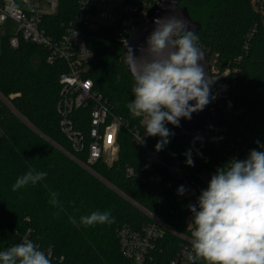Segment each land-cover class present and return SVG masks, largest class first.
<instances>
[{"label": "trees", "instance_id": "trees-1", "mask_svg": "<svg viewBox=\"0 0 264 264\" xmlns=\"http://www.w3.org/2000/svg\"><path fill=\"white\" fill-rule=\"evenodd\" d=\"M137 7L130 15L140 22L156 0H123ZM20 3V0H17ZM190 16L201 23L196 29L198 46L222 62L228 73V99H221L213 129L201 143L184 144L181 131L174 133L159 151L165 158L185 157L191 149V171L217 170L232 158L245 159L251 149L264 150V2L260 0H182ZM78 0H60L54 14L42 21L48 34L59 36L62 23L76 14ZM117 24H102L87 30L95 56L88 76L94 88L131 125H144L128 104L134 99V81L124 64L123 44L116 39ZM19 34V44L10 39ZM44 44L24 39L19 32L4 34L0 49V251L31 240L45 252L51 264H130L121 251L118 229L140 230L148 222L141 207L159 212L178 231L186 232L189 200L178 194L181 181L163 172L158 184L143 180V151L130 132L119 131L118 156L112 162L87 160L86 151H76L61 132L56 104L63 60L48 61ZM77 128H89L90 107L76 109ZM145 130V129H144ZM152 148L160 137H149ZM86 163L87 166L78 162ZM131 166L134 172L126 173ZM29 169L47 172L44 180L17 191L16 179ZM57 193L60 207L49 201ZM109 212L111 224L83 226L81 216ZM75 217L77 224L70 221ZM180 239L166 233L153 250L156 264H169ZM196 264H204L196 261Z\"/></svg>", "mask_w": 264, "mask_h": 264}, {"label": "clouds", "instance_id": "clouds-1", "mask_svg": "<svg viewBox=\"0 0 264 264\" xmlns=\"http://www.w3.org/2000/svg\"><path fill=\"white\" fill-rule=\"evenodd\" d=\"M172 6L175 0H171ZM154 19L153 31L138 49L122 40L125 64L133 77L134 99L128 104L131 114L143 120L144 136L160 137L157 152L174 136L166 125L180 126L181 118L190 120L216 97L211 87L216 82L205 72V55L198 46L199 37L180 13ZM194 102V103H193ZM199 139V137H197ZM140 143L144 138L140 136ZM259 148L264 145L256 141ZM186 165L194 166L189 149ZM47 172L29 169L19 176L13 191L35 185ZM184 195V186L178 188ZM57 193L50 203L60 207ZM188 210L192 219L191 251L185 256L192 264H264V150L251 149L245 159L232 158L218 167ZM71 223L77 224L75 217ZM109 212L81 216L79 224H111ZM0 264H51L50 259L31 240H24L0 251ZM175 264V262H173Z\"/></svg>", "mask_w": 264, "mask_h": 264}, {"label": "built area", "instance_id": "built-area-1", "mask_svg": "<svg viewBox=\"0 0 264 264\" xmlns=\"http://www.w3.org/2000/svg\"><path fill=\"white\" fill-rule=\"evenodd\" d=\"M20 1L18 3L17 0H3L0 4V22L7 19L17 21L18 32L24 39L48 47V61L54 62L58 59L65 61L66 69L59 76L61 86L56 110L59 116V128L68 138L72 148L76 151H86L89 163L102 158L112 162L117 157L120 147L119 131L125 128L130 132L134 143L143 151L142 169L145 171L143 180L150 184H158L163 179V172H166L181 181L186 189V198L190 203H196L200 191L206 189L215 171H191L185 163L186 156L171 159L163 157L160 152L152 148L149 137L144 136V129L138 124L131 125L121 114L115 112L108 99L94 88L92 78L87 75L95 56L88 44L87 30L102 24H117L119 28L115 37L122 43V40L128 39L138 24L130 15V12L135 11L137 7L123 0H78L75 17L68 23H62L63 32L59 36H53L47 33L42 21L45 15L57 12L60 0ZM260 1L264 2V0ZM10 42L17 46L19 34L12 36ZM217 63V58L211 62L212 76L214 80L216 79L212 93L216 98L208 104V113L212 119L216 116L218 107L223 105L221 99H225L226 109L232 108V102L228 99L230 69L221 71V65ZM88 106L90 121L89 128L85 132L76 127L72 114L76 109ZM140 119L143 123L142 118ZM140 136L144 138V143H140ZM78 162L87 166L81 160ZM133 172V167H126L127 175ZM141 209L149 220L140 230L128 226L118 229L122 254L130 264H156L153 250L157 247L158 240L166 233H171L180 239L169 264L173 262L192 264L185 256L186 252L191 251V228H188L192 219L191 212L189 211L185 217L187 231L181 232L166 223L159 212H152L143 207Z\"/></svg>", "mask_w": 264, "mask_h": 264}, {"label": "water", "instance_id": "water-1", "mask_svg": "<svg viewBox=\"0 0 264 264\" xmlns=\"http://www.w3.org/2000/svg\"><path fill=\"white\" fill-rule=\"evenodd\" d=\"M181 1L182 0H175V5L172 6L171 0H156L147 9L144 18L140 22H138V24L132 30V32L130 33L127 39L129 45L132 46L134 49H136V55H139V51H138L139 47L145 44L146 38L153 31L154 19L158 17H164L166 15L174 14L173 8H175L176 13L182 14L183 18L189 22L190 27L194 26L195 30L201 27V23L194 20L190 16L188 8L180 4ZM125 51L126 49L123 47V53ZM204 55H205V61L203 62V65L205 68V72L209 76H212L210 58L208 54L205 52ZM124 64H125V55H124ZM125 67L128 70L126 64ZM214 87H215V83L211 87V93H213ZM175 128L181 131V140L184 144H192L196 142L201 143L205 141L213 128V121L208 113V105L202 111L193 113L192 118L190 120L181 118L180 126ZM197 137H199V139H197Z\"/></svg>", "mask_w": 264, "mask_h": 264}, {"label": "rangeland", "instance_id": "rangeland-1", "mask_svg": "<svg viewBox=\"0 0 264 264\" xmlns=\"http://www.w3.org/2000/svg\"><path fill=\"white\" fill-rule=\"evenodd\" d=\"M2 2H3V0H0V4H2ZM18 30H19V23L17 21L13 20V19H7L4 22H0V49H1V39H2V36L4 34L17 33ZM214 60H215V58H212V61H214ZM221 64H222V62L219 60L218 63H217V65L220 66ZM220 70L223 71L222 67H220Z\"/></svg>", "mask_w": 264, "mask_h": 264}, {"label": "snow or ice", "instance_id": "snow-or-ice-1", "mask_svg": "<svg viewBox=\"0 0 264 264\" xmlns=\"http://www.w3.org/2000/svg\"><path fill=\"white\" fill-rule=\"evenodd\" d=\"M109 139H111V138H109Z\"/></svg>", "mask_w": 264, "mask_h": 264}]
</instances>
